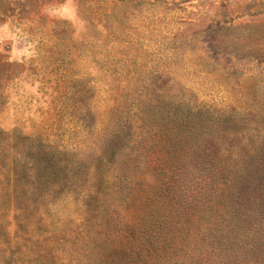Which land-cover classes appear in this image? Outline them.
I'll return each instance as SVG.
<instances>
[{
    "label": "rangeland",
    "instance_id": "obj_1",
    "mask_svg": "<svg viewBox=\"0 0 264 264\" xmlns=\"http://www.w3.org/2000/svg\"><path fill=\"white\" fill-rule=\"evenodd\" d=\"M175 104L203 133L174 154L143 119ZM0 132L8 165L15 140L62 166L0 209V264H97L133 197L190 192L169 169L264 147V0H0Z\"/></svg>",
    "mask_w": 264,
    "mask_h": 264
},
{
    "label": "trees",
    "instance_id": "obj_2",
    "mask_svg": "<svg viewBox=\"0 0 264 264\" xmlns=\"http://www.w3.org/2000/svg\"><path fill=\"white\" fill-rule=\"evenodd\" d=\"M199 117V111H186L182 104H175L160 114L153 110L143 121L159 149L172 144L175 148L170 152L175 154L186 146L188 137L203 133L193 124ZM240 121L242 118L233 114L221 115L213 133H235L240 130ZM12 144L11 166L3 160L8 153L0 149V209L24 200L26 191H47L51 196L52 184L46 176L62 167L52 158L36 156L34 144L27 151L19 149L15 140ZM243 151L238 160L220 153L209 155L207 162L202 160L203 166L194 168L193 188L185 185L188 172L169 169L168 174L183 179L177 188L190 192L171 197L157 208L151 205H159L165 190L160 195H146L139 202L133 197L131 204L137 210L134 222L118 221L121 227L108 254L104 253L97 264H264V147ZM42 155L47 156V150ZM45 160L49 164H43ZM171 188L168 185L167 190ZM92 198L88 195L90 202Z\"/></svg>",
    "mask_w": 264,
    "mask_h": 264
}]
</instances>
